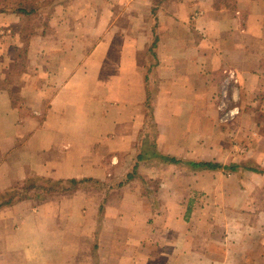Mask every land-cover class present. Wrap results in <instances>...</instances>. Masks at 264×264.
Instances as JSON below:
<instances>
[{"label":"crops","instance_id":"crops-1","mask_svg":"<svg viewBox=\"0 0 264 264\" xmlns=\"http://www.w3.org/2000/svg\"><path fill=\"white\" fill-rule=\"evenodd\" d=\"M55 1L0 85V191L56 190L0 207V264H264V0H137L133 26Z\"/></svg>","mask_w":264,"mask_h":264},{"label":"rangeland","instance_id":"rangeland-1","mask_svg":"<svg viewBox=\"0 0 264 264\" xmlns=\"http://www.w3.org/2000/svg\"><path fill=\"white\" fill-rule=\"evenodd\" d=\"M23 0H0V85H5V84H12V85H17L20 83V77L21 72L23 70H26V67H28L29 61L27 60V56H34L35 54L38 53V46L33 44L31 46L30 41L34 39H40L41 32H45L46 34L48 31H50L49 27V21L53 17L50 6L56 3L55 0H27L28 2H32L29 5H27L28 9L35 8V6L43 7L44 9L41 10L40 12L31 14L29 16H25V18H22L20 20L19 17V22L18 16L15 17H10L11 15H8V12H2L3 8H16L20 2ZM153 1V0H152ZM160 1V0H158ZM165 0H162V2ZM112 5L114 8H117L119 14H123L120 18H124V21H132L131 26L134 24V16L132 13L129 12L128 10H131L134 4H141L140 1L137 0H111ZM83 3H89V2H83ZM143 4V3H142ZM118 7H121V9H118ZM125 9V10H124ZM121 13H120V12ZM117 13V14H118ZM12 19H15L13 21L14 23L11 25L12 26H18L16 27V30L14 28L12 29L11 33H6V29L8 24L11 22ZM127 21V24H128ZM144 22V21H143ZM146 22V21H145ZM144 22V23H145ZM5 23V25L3 24ZM145 27V26H142ZM142 27L140 31L142 30ZM6 28V29H5ZM131 31H136L137 27L130 28ZM23 35H26L27 37H31L29 41L24 40L25 38ZM49 35V34H47ZM46 35V36H47ZM51 35V34H50ZM52 36V35H51ZM29 44V45H28ZM31 46V47H30ZM146 53V51L144 52ZM2 59V60H1ZM33 65V64H32ZM241 99H245L241 95ZM223 111V109L221 110ZM239 110L234 109V115L238 114ZM229 115L233 116V114L229 111ZM229 128V126H226ZM245 127L248 126H241L240 129V134L241 136L244 135V133L247 131ZM227 130V129H225ZM229 145L233 144L234 146H238L240 149V152L243 153V149L247 148V142L246 141H240L239 144L237 145L235 141L229 140L227 142ZM250 160L247 159V164L249 163ZM247 172H245L246 175ZM243 175V173H241ZM248 174V173H247ZM264 180V177L261 175L257 176V179H252L250 181H254L256 184H261ZM2 185H5L6 183H1ZM23 186V184L20 185V187ZM79 191V195L81 196H86L87 194H91L94 198L100 199L101 197L103 198V190L95 188L93 190H88V188H79L76 189ZM75 190V191H76ZM96 191V192H95ZM54 193H51L50 195H53ZM59 194L62 195H69L71 192L63 187L60 191ZM49 196V195H48ZM260 196L264 197V192L260 194Z\"/></svg>","mask_w":264,"mask_h":264},{"label":"trees","instance_id":"trees-1","mask_svg":"<svg viewBox=\"0 0 264 264\" xmlns=\"http://www.w3.org/2000/svg\"><path fill=\"white\" fill-rule=\"evenodd\" d=\"M32 2H28L27 0H23L22 2L19 3V5L16 8H3L2 12H8L10 14H16L17 16L20 17V20L22 18H25V16H29L31 14L40 12L43 10V7L35 6V8L28 9L27 5H29ZM56 4V3H55ZM54 4V5H55ZM53 6V4L51 5ZM50 6V7H51ZM1 12V11H0ZM16 26V25H15ZM14 26V30H16V26ZM26 35H23L25 38L24 40L29 41L31 37H25ZM156 47V43L153 44L152 48ZM154 156L159 157L158 154H153ZM141 157H144L143 155ZM165 160H168L172 163H180L181 161L176 158H170V157H165V156H160ZM190 165L193 167H200L203 169H218V168H231V170H234V167L232 165L229 166H222L221 164L218 163H212V162H207V161H201V162H195L192 161L190 162ZM73 183H77L76 181H72ZM56 190V182L52 180H47L42 183H36V180H28L23 186L19 187H12L10 189L0 191V207L12 204L14 201H19L25 198H42V197H47L51 193H54Z\"/></svg>","mask_w":264,"mask_h":264}]
</instances>
